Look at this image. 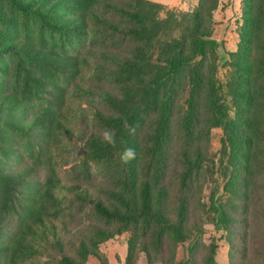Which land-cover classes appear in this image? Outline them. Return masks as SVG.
<instances>
[{
  "label": "trees",
  "instance_id": "16d2710c",
  "mask_svg": "<svg viewBox=\"0 0 264 264\" xmlns=\"http://www.w3.org/2000/svg\"><path fill=\"white\" fill-rule=\"evenodd\" d=\"M219 1L177 11L152 0H0V264H86L123 230L126 264L140 254L217 264L206 222L225 231L228 264H264V0H242L224 80ZM121 37L124 52L109 48ZM82 99L103 132L88 128ZM213 127L223 130L224 194L204 202ZM142 128L140 163L123 162ZM72 142L106 168V182L59 170ZM85 206L113 228L80 225Z\"/></svg>",
  "mask_w": 264,
  "mask_h": 264
},
{
  "label": "rangeland",
  "instance_id": "374dc122",
  "mask_svg": "<svg viewBox=\"0 0 264 264\" xmlns=\"http://www.w3.org/2000/svg\"><path fill=\"white\" fill-rule=\"evenodd\" d=\"M156 2H162L167 5L166 7L175 9L177 11H191L199 2V0H152ZM112 2H124V0H112ZM214 25H213V37L221 45V61L218 70V76L221 80L225 78V62L227 51H234L237 49L240 41L239 29L243 22L242 19V0H220L218 8L214 11ZM110 40V39H109ZM116 43L111 40L109 42V48L112 50H122L124 52V38H117ZM114 43V45L112 44ZM118 43V44H117ZM119 45L115 46V45ZM114 66V65H113ZM112 66V67H113ZM110 88L113 85H109ZM114 90V89H113ZM94 102L97 107L100 108V100L89 98L88 102ZM100 101V102H99ZM83 106L86 111V118L88 128L93 132H103L102 127L96 122L95 119L89 113V106L87 101L82 99ZM88 114V115H87ZM90 114V117H89ZM144 129L142 128L139 136V141L143 135ZM222 137L223 130L220 127H213L210 131L208 140L205 142V148L209 157L214 158L215 168L213 173L210 171L205 173L206 177L202 181V191L196 193L200 196L204 202H208L211 193L215 190L216 196H220L223 191L224 177L222 176L220 168V158L222 157ZM144 143L143 138L139 143V147L136 149V154L139 156V163L142 158V144ZM84 149L80 145L72 142L67 147L62 148L58 156V167L59 170L64 174L74 175L79 174L85 181L88 182L89 178L92 177L93 181L106 182L109 178L107 175L106 168L101 164H95L90 161L84 160ZM90 171V172H89ZM141 173V167H140ZM142 175V173H141ZM91 179V180H92ZM218 190V191H217ZM224 194V193H223ZM197 213H204V210L196 205L195 208ZM78 220L80 225H86L85 228L89 229L88 224H98L107 228H113L114 225L106 224L103 220L97 218L93 211L85 206L84 210L78 212ZM115 228H119L115 226ZM131 236L129 231H120L115 233L112 238L104 239L98 243L97 252L98 255H90L87 259L86 264H126V256L128 253V241ZM203 240L206 243L212 242L213 240L218 244L216 259L217 264H228V252L229 244L226 238L224 230L217 229L212 223H204ZM184 255L183 249L179 247L177 249V260L181 259ZM137 264H147L146 258L143 254H140Z\"/></svg>",
  "mask_w": 264,
  "mask_h": 264
},
{
  "label": "clouds",
  "instance_id": "9594fccd",
  "mask_svg": "<svg viewBox=\"0 0 264 264\" xmlns=\"http://www.w3.org/2000/svg\"><path fill=\"white\" fill-rule=\"evenodd\" d=\"M104 139L107 141V142H109V143H111L112 142V136H111V134H109V133H105V135H104ZM135 151H134V149H132V148H127V149H125L122 153H121V156H120V159L123 161V162H125V163H127L128 161H130V160H132L134 157H135Z\"/></svg>",
  "mask_w": 264,
  "mask_h": 264
}]
</instances>
